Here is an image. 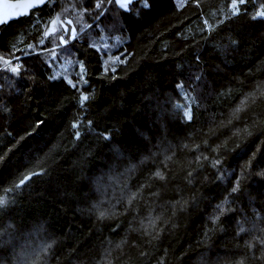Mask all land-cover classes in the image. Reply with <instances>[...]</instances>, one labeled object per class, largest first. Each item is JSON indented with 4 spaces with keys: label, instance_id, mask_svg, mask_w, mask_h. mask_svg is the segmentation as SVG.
I'll use <instances>...</instances> for the list:
<instances>
[{
    "label": "trees",
    "instance_id": "trees-1",
    "mask_svg": "<svg viewBox=\"0 0 264 264\" xmlns=\"http://www.w3.org/2000/svg\"><path fill=\"white\" fill-rule=\"evenodd\" d=\"M107 1H81L92 23L74 39L44 35L61 0L0 26V56L20 68L0 61V231L40 224L54 264H191L204 251L260 264L264 0ZM157 134L166 163L148 155ZM118 154L135 163L133 194L105 193L114 211L100 217L91 182ZM149 211L151 231L136 223Z\"/></svg>",
    "mask_w": 264,
    "mask_h": 264
},
{
    "label": "rangeland",
    "instance_id": "rangeland-1",
    "mask_svg": "<svg viewBox=\"0 0 264 264\" xmlns=\"http://www.w3.org/2000/svg\"><path fill=\"white\" fill-rule=\"evenodd\" d=\"M81 1L82 0H79V3L76 4V0H61V7L57 15L54 16L53 22L50 25H45V31L54 33L64 32L67 37L75 38L84 27L90 26L92 23L90 20L91 17L86 14L87 11L84 8L80 7ZM98 2L101 3V0H93V5L96 7ZM111 3H115V0H112ZM109 4L108 0L106 6ZM233 5L235 6L236 3H233ZM77 14H80V16H76ZM74 24H77L80 30H77L78 27L76 28ZM101 34L105 35V32ZM56 47L57 46H54L53 50ZM50 54L54 59H58L60 52L56 50L55 52L52 51ZM19 56L20 54L16 57ZM64 61L68 62L69 59L64 58ZM15 65H18V62L11 61L10 64L6 66V69L8 70V68L14 67ZM248 98L249 95L243 99V102ZM172 103H174V100H172ZM241 106L242 105H240L237 110H239ZM189 113L190 111L188 109L183 111L186 117H188ZM157 136L158 141L151 145V152L148 153V155L153 156L152 153L155 155L157 152H160V159L163 163H166L171 159L173 153H167L172 151V149L169 146L166 147L164 142L161 141L159 134H157ZM118 155L119 159L107 163L100 175L93 178L91 182V184L93 183L95 197L90 200L91 203L89 202V207L100 217L110 215L114 211V208H112L113 205L107 201L97 203L99 198L105 193L108 191H112V193L121 191L128 199H130L133 194V191L125 190L122 187H127V185H124L125 179L135 163L124 158L121 154ZM148 155H144L143 158ZM101 213H103V215H101ZM159 216L160 213L154 217L151 211H149L146 215H142L136 223L140 225L142 229L151 231L155 229L156 224L159 222ZM15 231L16 229L9 226V224L0 231V242H3V247L0 248V264H54L48 254V249L53 238L40 224H33L29 229L17 230L16 233ZM20 231L22 232L20 233ZM219 257V252L213 253L204 251L201 252L191 264H225L221 263ZM262 258L263 259H260V264H264V256H262Z\"/></svg>",
    "mask_w": 264,
    "mask_h": 264
},
{
    "label": "snow or ice",
    "instance_id": "snow-or-ice-1",
    "mask_svg": "<svg viewBox=\"0 0 264 264\" xmlns=\"http://www.w3.org/2000/svg\"><path fill=\"white\" fill-rule=\"evenodd\" d=\"M45 2V0H36V4H33V5H29V7H36L37 5L39 4H43ZM112 0H109V3H111ZM136 0H115V3L117 5H119L120 8H123V9H128L132 6H134ZM240 3V4H243L244 3V0H234V3ZM102 6V3L98 2L96 4V7L99 8ZM143 7H149V4L147 2H145L143 4ZM257 16H262L264 15V12H257L256 13ZM3 23H7V21H4ZM54 33L52 32H46L44 33L45 36H50V35H53ZM67 39H74V37H69ZM42 43V41H41ZM60 43L63 44V43H66V38L61 36L60 37ZM15 59L19 60V57H16ZM0 61H3V63L7 66L10 64V61L5 59L4 56H0ZM9 71H11L13 74H18L19 73V65L17 67H11V68H8ZM178 87H181L180 85H178ZM84 100H86V97L84 96H81V102H83ZM38 123H43L42 121L38 122ZM76 125L73 124V128H75ZM77 137H79L80 133L77 132L76 133ZM108 137L106 136L105 139H107ZM29 179V177H24V180H22L20 183L23 184L25 181H27ZM238 189L234 188L233 191H237ZM3 202H0V204H2ZM6 211L5 208H0V215L4 214V212ZM101 215H103V213H101ZM3 247V242H0V248Z\"/></svg>",
    "mask_w": 264,
    "mask_h": 264
},
{
    "label": "water",
    "instance_id": "water-1",
    "mask_svg": "<svg viewBox=\"0 0 264 264\" xmlns=\"http://www.w3.org/2000/svg\"><path fill=\"white\" fill-rule=\"evenodd\" d=\"M48 0H45V4ZM36 4V0H0V26L6 23L4 21L15 20L19 17L29 14L35 8L41 7L39 4L36 7H29V5Z\"/></svg>",
    "mask_w": 264,
    "mask_h": 264
}]
</instances>
